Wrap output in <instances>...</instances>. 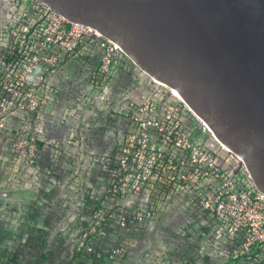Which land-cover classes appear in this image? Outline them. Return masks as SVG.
Masks as SVG:
<instances>
[{"label":"built area","instance_id":"1","mask_svg":"<svg viewBox=\"0 0 264 264\" xmlns=\"http://www.w3.org/2000/svg\"><path fill=\"white\" fill-rule=\"evenodd\" d=\"M76 59L102 87L117 84L121 133L104 168L115 203L153 192V204L193 214L222 248V264H264V193L238 158L173 89L140 71L113 41L39 0H0V141L11 123L36 124L64 65ZM22 143L17 153L38 157L33 137Z\"/></svg>","mask_w":264,"mask_h":264},{"label":"rangeland","instance_id":"2","mask_svg":"<svg viewBox=\"0 0 264 264\" xmlns=\"http://www.w3.org/2000/svg\"><path fill=\"white\" fill-rule=\"evenodd\" d=\"M90 70L80 59L64 68L36 124L11 123L0 141V264H222L186 209L153 204V192L119 204L109 195L117 84L102 87ZM26 135L32 160L20 154Z\"/></svg>","mask_w":264,"mask_h":264},{"label":"water","instance_id":"3","mask_svg":"<svg viewBox=\"0 0 264 264\" xmlns=\"http://www.w3.org/2000/svg\"><path fill=\"white\" fill-rule=\"evenodd\" d=\"M39 1L175 90L264 193V0Z\"/></svg>","mask_w":264,"mask_h":264},{"label":"crops","instance_id":"4","mask_svg":"<svg viewBox=\"0 0 264 264\" xmlns=\"http://www.w3.org/2000/svg\"><path fill=\"white\" fill-rule=\"evenodd\" d=\"M76 60H77V59H76ZM76 60H73V61L70 62V63L67 62V63L64 65V67H63V71H62V73L64 72V68H66L68 65H71V64L74 63ZM62 73H61V74H62ZM59 79H60V78H58V80H59ZM59 81H60V80H59ZM54 83H55V82H54ZM58 83H59V82H57V85H58ZM57 85H55V86L57 87Z\"/></svg>","mask_w":264,"mask_h":264},{"label":"bare ground","instance_id":"5","mask_svg":"<svg viewBox=\"0 0 264 264\" xmlns=\"http://www.w3.org/2000/svg\"><path fill=\"white\" fill-rule=\"evenodd\" d=\"M175 94L177 95V97L180 99L179 95L177 94V92L174 90Z\"/></svg>","mask_w":264,"mask_h":264}]
</instances>
